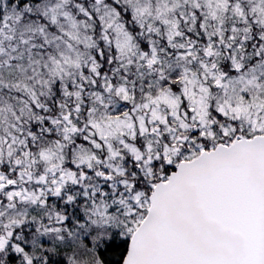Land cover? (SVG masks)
Here are the masks:
<instances>
[{
    "label": "snow or ice",
    "instance_id": "snow-or-ice-1",
    "mask_svg": "<svg viewBox=\"0 0 264 264\" xmlns=\"http://www.w3.org/2000/svg\"><path fill=\"white\" fill-rule=\"evenodd\" d=\"M0 264H264V0H0Z\"/></svg>",
    "mask_w": 264,
    "mask_h": 264
}]
</instances>
